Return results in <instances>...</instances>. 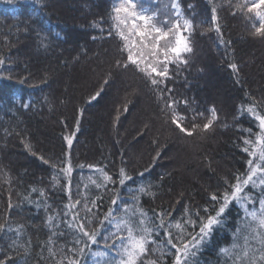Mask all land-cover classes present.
<instances>
[{
	"label": "trees",
	"instance_id": "obj_1",
	"mask_svg": "<svg viewBox=\"0 0 264 264\" xmlns=\"http://www.w3.org/2000/svg\"><path fill=\"white\" fill-rule=\"evenodd\" d=\"M163 2L142 0L138 9L156 11ZM242 2L179 0L182 20L192 22V51L184 55L186 63L168 64L167 77L153 74V85L136 66L124 67L127 52L112 19L118 0H0V261L67 264L76 258L96 264L92 252L106 250L103 238L110 236L109 245L117 238L105 214L114 207L113 216L120 217L127 204L143 209L153 227L163 214L165 227L154 233L162 248L150 245L144 261L173 264L165 228L180 222L189 240L187 234L199 232L200 217L221 205L211 196L231 191L254 159L244 141L255 139L247 130L258 133L259 122L246 108L264 113V38L253 35L254 14L236 8ZM212 108L217 119L205 130ZM174 114L191 135L173 123ZM69 161L66 176L62 169ZM121 168L131 177L124 185ZM260 178L258 173L257 186L244 190L252 198L245 201L249 211L259 210L264 198ZM188 219L197 222L195 230ZM220 219L192 249L189 264H264V246L241 204L229 203ZM81 223L100 233L83 256ZM168 231L181 246L179 230Z\"/></svg>",
	"mask_w": 264,
	"mask_h": 264
},
{
	"label": "snow or ice",
	"instance_id": "obj_2",
	"mask_svg": "<svg viewBox=\"0 0 264 264\" xmlns=\"http://www.w3.org/2000/svg\"><path fill=\"white\" fill-rule=\"evenodd\" d=\"M138 4H142V0H118L113 6L114 15L112 17L116 34L123 41V51L127 52V63L124 67H128L129 63L136 66V68L144 73L148 78L151 79L153 85L158 84L157 79L153 78V74L159 77H167L168 75V64L172 62H184L182 53H188L192 51L188 37L184 35V32L190 34L192 30V22L188 19H181L183 14L180 8L179 0H171L170 6L165 5L163 9L152 11L151 9L143 8L142 6L138 9ZM236 8L249 15V18L253 20V35L264 38V0H243L242 3H238ZM175 12L174 18L169 15L170 11ZM151 13V14H148ZM163 15L164 19H160ZM212 20L216 21V8H212ZM216 31L219 32V25H216ZM111 35V33H110ZM223 42V41H221ZM4 63L3 59L0 58V65ZM119 64V62H117ZM233 71L237 70L236 64L229 65ZM159 69V70H158ZM100 93L97 92L96 96L92 99L95 100ZM28 107V105H24ZM170 107V105H169ZM245 109H241L244 111ZM246 111L250 113L256 121L259 122V132L252 133L251 129H248L250 135H254V140H245V144L251 147H245L244 151L249 153L254 159L248 161V171L246 175H237L235 184H231V191H225L220 197L213 194L211 199L221 204L215 215L208 214L205 217H200L199 232L195 235L187 234L191 238L189 240L184 239L186 228L184 224L176 222L174 225L169 224L168 228L175 227L179 230L180 235L177 237L181 246H177L173 243L172 233L165 228V236L167 237L166 243L171 248L175 249V259L173 264H189L188 257L195 255L192 249H199L204 241L210 236L214 226L221 223V216L225 211V208L232 201H236L241 204L244 208L245 216L250 217V226L255 224L253 232L255 233L256 239H259L262 246H264V198L259 201V210L253 209L249 211L245 201H250L252 198L245 193V188L248 185L256 187L257 174H261L264 177V115L258 113L254 105H250L246 108ZM211 118L208 119L207 123L203 125L205 130L209 129L213 121L217 119L215 108L211 109ZM183 117L173 115L172 121L176 124L181 131L187 132L191 135L187 129L183 128L179 120ZM196 127L195 125L193 126ZM68 145L72 144V138L69 136L65 137ZM30 149V145H25ZM43 159V157H41ZM63 173L67 176L71 173V163L68 162V166L62 169ZM101 172L103 170H100ZM53 179H56L55 177ZM104 179L108 182H113L112 177L104 173ZM131 177L127 175L125 169H120L119 184L124 185L126 180H130ZM259 184L264 185V178L259 179ZM101 185H97L100 187ZM140 192H144V187L139 188ZM120 199L117 194L112 200V205L116 206L117 201ZM79 203V202H77ZM138 203V197H133V204ZM95 205V201H93ZM91 211L90 209H88ZM124 215L120 217L113 216V212L116 211L114 207H110L107 214H105L104 220L109 223H115L116 233L110 234L117 238L113 240V243L109 245L107 241L110 236H105L104 247L106 250H100L92 252L94 257H97L96 264H157V261H144V257L150 250V245H156L157 248H162V243L158 242L154 238L156 228H164L165 220L163 214H160V224L153 227L151 225V218L148 217L147 213L143 209L136 207L135 209L130 208L129 205L124 204L120 209ZM205 213H208V209H204ZM130 213V215H129ZM199 216V213L196 214ZM51 219V217H49ZM188 225H191L193 229L197 227V222L191 219L186 221ZM103 224V221H101ZM3 226L0 225V229ZM82 236L86 238L84 247L79 249L80 256L85 255V248L91 251V245L98 243V237L100 236L99 231L89 232L85 230L84 224L79 225ZM119 234V235H117ZM81 241L77 240L79 244ZM247 244V241H246ZM236 245H233L235 248ZM111 250H115V255H109ZM73 252L76 250L73 249ZM221 252L226 255L230 254V249H221ZM163 251L161 256H163ZM244 255H247V250H244ZM239 259V257H238ZM264 260V255L261 256ZM0 264H4L0 261ZM63 264V261H61ZM67 264H81L79 259L73 258L68 259Z\"/></svg>",
	"mask_w": 264,
	"mask_h": 264
},
{
	"label": "rangeland",
	"instance_id": "obj_3",
	"mask_svg": "<svg viewBox=\"0 0 264 264\" xmlns=\"http://www.w3.org/2000/svg\"><path fill=\"white\" fill-rule=\"evenodd\" d=\"M166 3V0H165V2H163L162 3V5H161V9H163L164 8V4ZM170 3H171V0H168V2H167V4L166 5H169L170 6ZM164 5V6H163ZM174 16H175V12H174V10L173 11H171V17H173L174 18ZM183 23V20L181 19V24ZM184 35H186L187 37H188V32H184L183 33ZM186 53H182V58H183V60H184V55H185ZM159 70V69H158ZM261 115H264V113L263 114H261ZM221 206V205H220ZM219 206V207H220ZM219 209V208H218ZM215 215V214H214ZM213 215V216H214Z\"/></svg>",
	"mask_w": 264,
	"mask_h": 264
}]
</instances>
